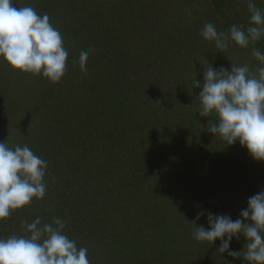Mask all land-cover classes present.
I'll return each mask as SVG.
<instances>
[{"label":"rangeland","instance_id":"374dc122","mask_svg":"<svg viewBox=\"0 0 264 264\" xmlns=\"http://www.w3.org/2000/svg\"><path fill=\"white\" fill-rule=\"evenodd\" d=\"M29 1L31 0H13V6H30ZM104 2L107 3L106 8H114L110 11L112 14L106 15L104 21H97L99 24L96 23V20L89 22L82 20L80 22L83 23L76 24L75 30L77 33H89V31L96 30L97 27H102V29L107 27L106 29L110 32L108 35L111 37L107 45L110 46L111 42L115 40L121 51L126 50L127 59L125 57L119 58L117 53V57L114 58L111 54L103 52L101 48L97 49L98 47L93 48L88 57L86 63L91 65V68L97 69V71L101 69L97 72L99 77L96 78L99 88L110 90L108 93L110 96L108 95L109 97L105 98V101H114L115 99L110 98L115 97L111 94L114 92L113 89L123 88L125 92L119 95L118 100L127 101L124 102L123 107L132 110L135 114H137L135 108L140 107L141 112H139V120H137L139 123L144 122L147 118L150 120L148 124L150 127H147L150 132L146 134L148 137L141 134L137 135L146 141H149L150 135H153L159 142L163 139L178 146L176 152L169 153V157L174 155L173 159L179 161L176 164H168L170 174H177L180 171L186 172L185 168H187L188 175L183 176L187 185H191L192 179L196 175H200L202 179H207L208 173L217 175L218 181L202 192L206 201L202 202L204 206H207L206 203L208 204V211L207 207L200 208L201 205L198 207V200L192 196L187 197L188 216L186 218L181 214L177 216L184 218L182 219L183 226L186 227L189 233L184 235L183 232L182 234L178 233V228L174 229L177 237L182 236L177 239L184 243L175 244L173 240L168 245V249L175 250L188 264L195 263L196 258L204 260L202 256L205 251H211L216 256L215 258H219L222 255L218 253L221 241H214L212 248L213 244L211 242L196 241L193 238L194 225L190 223L195 222L196 227L203 226L207 229L206 214L208 212L215 215H227L233 220L240 218V212L247 207L249 197L264 189V162L253 160L246 148H242L239 142L232 146H225L222 139L215 138L207 132L208 122L212 118L199 115L196 101L201 89L196 87L195 81L201 85L203 84L204 72L208 65L212 66L214 70L224 68L230 71L231 63L243 65L249 61V67L252 71H255L258 62L253 61L252 49L255 48L264 52V38L250 44L248 48H241L233 43L226 51L220 52L214 43L205 41L199 33L207 22H212L218 32H227L234 24L243 25L246 29L250 20L247 0H104ZM31 3L35 9L39 2L34 4L31 1ZM255 3L257 7L264 9V0H255ZM43 6L46 9L47 4L43 3ZM72 40L76 42L74 37H72ZM80 40L78 39V42L73 44L74 47L77 46ZM68 42L71 43V40ZM115 43L113 42V44ZM102 55L105 56L103 60L107 62H104L105 66L100 67L98 61H100ZM74 56L75 54H70L68 58H74ZM134 56L137 57L136 63L134 62ZM96 58H99V60ZM71 60H69V63ZM75 66L70 72L66 68L64 79L62 78L58 83L53 84L42 76L14 71L3 59H0V118H2V114L7 116L5 121L8 123L9 116L16 113L18 109L20 110L19 114L20 112H26L31 118L33 117V106L37 107L48 101H60V98L55 96L58 93L60 96L66 97L73 95L71 100L80 101L86 80L85 78L81 80V74H75L76 70L84 71L77 60H75ZM74 75L75 80L72 79ZM71 76L72 78L69 79ZM93 76L95 75L93 74L89 78ZM88 82L90 84V81ZM96 98H99V94L96 95ZM84 99H86V95L81 101ZM18 102H20V105L17 109L16 104ZM3 111L11 112L5 115ZM11 119L10 117L9 121ZM20 121L21 119L18 120V123ZM13 123L2 130L8 129L9 131ZM87 130L86 128L85 131ZM35 133L29 135V142L32 144L37 139V137H33ZM62 134V131L60 133L52 132L51 136L55 139L50 142L49 151L46 146L39 144L41 145L40 150L46 148L41 154L44 153L48 156L46 158L48 167L44 182H47L48 185L50 178L56 181L55 185L47 186L46 196L49 193L50 200L56 202L63 197H69V193L66 192L62 196L61 192L55 189V186L60 187V185H63L61 183L63 182L62 177L70 183V176L67 175V173H70L69 171L75 169V172L79 173L83 169L80 161L83 158V153L87 154L88 152L89 142H92V138L89 137L91 135L84 136L83 139L86 141L84 147V144L77 143L76 136L72 137L70 135L69 138H65ZM174 135H177V137H174ZM147 146H150V143ZM74 150H80L79 154L81 156L76 155ZM91 151L93 150L91 149ZM41 154L39 155L41 156ZM238 156L246 161L245 163L239 160V164L245 165V169L248 170L247 173H244L242 180H239L237 175L244 170L231 168L230 165V159L236 161ZM163 157L168 158L165 155ZM237 170L239 172H236ZM123 172L113 171L111 183L115 184V182L121 181L124 183L125 180H122ZM34 202L35 204H41L42 201L37 203L34 200ZM87 209L85 208V212H89V209ZM132 211L134 212V208H132ZM200 212H204L205 215L196 220ZM105 215L108 218L111 216L107 213ZM99 217L101 221L105 220L102 215H99ZM173 220L176 221V219ZM151 224L152 222H148L145 226L150 228ZM136 227L137 225H133L129 232ZM108 229L110 230V227ZM145 232L146 228H143V231L137 232L136 235V243L141 249L146 243V239H142ZM99 241L96 244V249H98L100 256L96 264H106V262L113 264L112 259L114 258L112 257H115L117 252L115 253L112 249H116L118 246V237L107 235ZM179 244L183 246L181 247ZM245 244L246 240L243 237L233 238L230 242L231 251L241 252ZM149 249L144 250L142 254L149 253ZM172 253L168 256L172 257L174 255ZM128 254L131 253L128 252ZM226 255L227 258L231 257L227 253ZM93 258L89 259L90 264H93ZM180 258V264H184L185 262L183 263V259ZM154 259H159V261ZM231 259V261L229 260L230 264H245L242 257H231ZM115 260L117 261L116 258ZM132 263L130 262V264ZM141 263V261L137 262V264ZM143 263L168 264V257L161 258L159 254ZM215 263L220 264L219 260H214Z\"/></svg>","mask_w":264,"mask_h":264},{"label":"trees","instance_id":"16d2710c","mask_svg":"<svg viewBox=\"0 0 264 264\" xmlns=\"http://www.w3.org/2000/svg\"><path fill=\"white\" fill-rule=\"evenodd\" d=\"M31 1L34 4L39 2L35 7L36 11L41 15L48 14L50 23L60 31L68 54H75L74 58L67 59L66 68L69 72L73 70V67H76L75 60L78 62L80 52L89 48L98 47L97 49L101 48L103 52L111 54L114 58L118 56L119 58L125 57L127 59L126 50L121 51L115 40L111 42L110 46L107 45L111 38L108 35L110 32L106 29L107 27L104 29L97 27L96 30L89 31V33H77L75 30L76 24L83 23L80 22L82 20L84 22L96 20V23H98L97 21H104L106 15L112 14L110 11L114 8H106L107 3L104 0ZM31 1L29 2L32 7L34 5H32ZM43 3L47 4L46 9ZM72 37L76 39V42L81 39L76 47L73 45L76 42H73ZM105 38L106 40H104ZM70 40L71 43L68 42ZM103 58L105 56L102 55L100 61H98L100 67L105 66L104 62H107ZM96 59L99 60V58ZM69 60H71L70 63ZM136 60L137 57L135 58L134 56V62ZM247 64H250L249 61ZM98 71H101V69ZM98 71L91 68V65L87 63L84 71H75V74H81V80L84 78L86 80V85L81 93V100L86 95V99L83 101H74L71 100L73 95L66 97L60 96L58 93L55 96L60 98V101H48L43 105L33 106L34 111H32L33 117L31 118L26 112H20L19 114L20 110L18 107L20 102L16 104L18 111L9 116L8 123L5 121L7 116L2 114V118H0V142L6 141L13 148L17 145H27L45 161L48 156L44 153L41 154V152L46 148L48 151L50 150L48 146L55 139L51 136L52 132L60 133L62 131V135L65 138H69L70 135L72 137L76 136L77 143L84 144V147L86 143L83 139L84 136L91 135L89 137L92 138V142H89L87 146V154L83 153L82 155L83 158L80 162L83 169L79 173H76L75 169L69 171L70 173H67V175L70 176V183L62 177L63 182L61 183L63 185H60V187L58 185L55 186V189L61 192L62 196L68 192L69 197H63L56 202L50 200L48 193L42 200L34 199L37 203L42 201L41 204H35L33 200L30 205L23 209L14 210L7 219L0 220V238H7L13 234H22L21 221L23 220L31 222L38 216L41 218L42 223H46L51 222L54 217H58L66 222L65 234L69 238L75 239L78 247L88 248V259L94 256L93 262L91 261L93 264H96L100 256L98 249H96V244L107 235L118 237V246L116 249H112L115 253L117 252V255L112 257L114 258L112 259L113 264H130V262L137 264L140 261L142 262L141 264H144V261L149 260V258L152 259L153 256H158L159 254L161 258L168 257V264H180L179 258L183 259V257L175 250L168 249V245L173 240L175 244L184 243L177 239L182 236L177 237L174 229L178 228V233L182 234L183 232L184 235L189 233L182 222V219L188 216L187 197L190 198L192 196L199 201L198 207L200 205V208L207 207L208 211V204L206 203L207 206L203 204L206 201L202 192H204L205 188L212 187L218 181L217 175L208 173L207 179H202L200 175H196L192 179L191 185H187L183 178L184 175H188L187 168H185L186 172L180 171L177 174H170L168 164H176L179 161L173 159L174 155L169 157V153L176 152L178 146L163 139L159 142L153 135H150L149 141L137 135L141 134L148 137L146 134L150 132L147 129V127H150L148 126L150 120L147 118L144 122L141 121L142 123L140 122V124L137 121L139 120L138 114L141 112L140 107L135 108L137 114L123 107L124 102L127 101H118L119 95L125 92L123 88L113 89L114 92L111 94L115 95V97L110 98L115 99L114 101H105V98L110 96L108 94L110 90L99 88L97 85ZM93 74L95 76L89 78ZM62 78L64 79V77ZM71 78L72 76L69 79ZM72 79L75 80V75ZM88 81H90V84ZM98 94L99 98H96ZM49 102L52 103L47 104ZM3 112L8 115L11 111ZM10 117L12 118L11 121H9ZM19 119H21L20 123H18ZM12 122L14 123L9 131L8 129L2 130L9 127ZM86 128L88 129L87 131H85ZM33 132H36L33 137H37L34 144L29 142V135ZM174 137H177V135H174ZM40 143L46 148L40 150ZM149 143L150 146H147ZM79 151L74 150V153L78 155ZM164 155L168 158L163 157ZM78 156H81V154ZM239 160L246 163L245 160L238 156L236 161L230 159V165L231 168L244 170L237 175V178L242 180L244 173H247L248 170L245 169V165L239 164ZM239 170L236 172H239ZM113 171H124L122 180H125V182L111 183ZM53 180L50 178L48 185L56 182ZM85 208H88L89 212H85ZM132 208H134V212ZM105 213L110 214V218L106 217ZM179 214L183 215L184 218L178 217L177 215ZM99 215H102L105 220L101 221ZM173 219H176V221ZM148 222H152L150 228L145 226ZM133 225H137V227L129 232ZM141 226H144L143 228H146L147 232L142 237V239H146L142 249L136 243L137 232L143 231V228H140ZM109 227L110 230L108 229ZM111 232L114 233L111 234ZM213 246L214 244L211 248ZM147 248H150L149 253L142 254ZM128 252L132 255L128 254ZM171 253L175 255L172 256L173 258L168 256ZM213 255V252L205 251L202 256L204 260L196 258L193 264H214V260H219L220 264H230L232 260L231 257L227 258L226 253H223L219 258H215L216 256ZM154 260L159 261V259ZM108 263L106 262V264ZM183 263L188 264L185 259H183Z\"/></svg>","mask_w":264,"mask_h":264},{"label":"clouds","instance_id":"9594fccd","mask_svg":"<svg viewBox=\"0 0 264 264\" xmlns=\"http://www.w3.org/2000/svg\"><path fill=\"white\" fill-rule=\"evenodd\" d=\"M249 26L232 25L218 32L212 22L204 24L199 35L214 43L220 52L233 43L248 48L264 38V9L255 0H247ZM93 49L81 51L79 65L86 62ZM258 62L255 71L247 63L231 70H214L208 65L197 98L201 117H211L207 132L219 137L225 146L239 142L250 157L264 162V52L252 49ZM68 51L60 31L50 23L47 13L41 15L31 6H13V0H0V59L13 70L46 78L58 83L65 74ZM48 164L27 145L10 147L0 142V220L14 210L23 209L33 200H42L47 191L44 182ZM200 212L196 220L204 216ZM208 228L194 225L193 238L198 242L221 241L218 253L242 257L246 264H264V189L249 197L240 218L207 214ZM23 234L0 238V264H90L88 248L78 247L65 234L66 222L54 217L42 223L40 217L21 221ZM243 237L241 252L231 251L233 238Z\"/></svg>","mask_w":264,"mask_h":264}]
</instances>
